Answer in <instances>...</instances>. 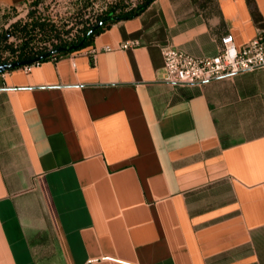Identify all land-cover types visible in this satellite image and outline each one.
<instances>
[{"label": "crops", "instance_id": "1", "mask_svg": "<svg viewBox=\"0 0 264 264\" xmlns=\"http://www.w3.org/2000/svg\"><path fill=\"white\" fill-rule=\"evenodd\" d=\"M27 1L0 0V30ZM262 23L264 0H154L6 70L0 264H264V68L172 85L160 52L239 49Z\"/></svg>", "mask_w": 264, "mask_h": 264}, {"label": "trees", "instance_id": "2", "mask_svg": "<svg viewBox=\"0 0 264 264\" xmlns=\"http://www.w3.org/2000/svg\"><path fill=\"white\" fill-rule=\"evenodd\" d=\"M42 1L44 0H28L27 2L35 6ZM153 1L110 0L95 21L82 23L78 32L72 37L67 36L72 27L66 28V26L57 24L49 17L36 15V8H31L28 10L24 20L15 19L0 30V63L35 58L53 48L76 43L91 28L102 21L99 27L87 35L84 44L79 48L81 49L88 45L95 35L108 28L111 24L136 17ZM14 10L15 8L11 14H7V17L11 18ZM73 51L75 50L56 53L50 58H56Z\"/></svg>", "mask_w": 264, "mask_h": 264}, {"label": "built area", "instance_id": "3", "mask_svg": "<svg viewBox=\"0 0 264 264\" xmlns=\"http://www.w3.org/2000/svg\"><path fill=\"white\" fill-rule=\"evenodd\" d=\"M139 40L130 39L119 45L120 49H129L139 44ZM105 50H111L105 46ZM96 50L91 49L94 54ZM163 61L162 80L172 85L201 84L218 78H230L234 75L264 68V23L251 40L236 48L231 34L220 38V48L217 53L209 57H198L179 50L170 44L160 47ZM40 62L21 66L29 72ZM4 72L0 78H4Z\"/></svg>", "mask_w": 264, "mask_h": 264}, {"label": "rangeland", "instance_id": "4", "mask_svg": "<svg viewBox=\"0 0 264 264\" xmlns=\"http://www.w3.org/2000/svg\"><path fill=\"white\" fill-rule=\"evenodd\" d=\"M108 1L110 0H44L35 6L27 2L22 7L15 9L12 17L13 20H24L28 10L36 8V15L49 17L66 28L72 27L67 34L68 37H72L78 32L82 23L95 21Z\"/></svg>", "mask_w": 264, "mask_h": 264}, {"label": "water", "instance_id": "5", "mask_svg": "<svg viewBox=\"0 0 264 264\" xmlns=\"http://www.w3.org/2000/svg\"><path fill=\"white\" fill-rule=\"evenodd\" d=\"M101 23H102V21L97 23L96 26L91 28L88 31V33L76 43H72V44H70L68 46H59L57 48H53L51 50H48V51L36 56L35 58L19 60V61H14V62H3V63H0V73L4 72L6 70L15 69V68H18V67L30 64V63L40 62V61H42L44 59L50 58L52 55H54L56 53H60V52H64V51L77 50L84 44L87 35L90 32H92L94 29L99 27L101 25Z\"/></svg>", "mask_w": 264, "mask_h": 264}]
</instances>
